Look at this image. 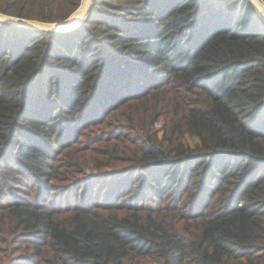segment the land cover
I'll return each mask as SVG.
<instances>
[{
    "label": "trees",
    "instance_id": "obj_1",
    "mask_svg": "<svg viewBox=\"0 0 264 264\" xmlns=\"http://www.w3.org/2000/svg\"><path fill=\"white\" fill-rule=\"evenodd\" d=\"M0 264H264L250 0H92L69 33L0 21Z\"/></svg>",
    "mask_w": 264,
    "mask_h": 264
},
{
    "label": "water",
    "instance_id": "obj_2",
    "mask_svg": "<svg viewBox=\"0 0 264 264\" xmlns=\"http://www.w3.org/2000/svg\"><path fill=\"white\" fill-rule=\"evenodd\" d=\"M92 0H82L80 7L66 20L47 23L35 20H27L4 15L0 13V21L15 24L17 26L52 33H69L78 29L85 18ZM257 13L264 21V2L262 0H250Z\"/></svg>",
    "mask_w": 264,
    "mask_h": 264
},
{
    "label": "rangeland",
    "instance_id": "obj_3",
    "mask_svg": "<svg viewBox=\"0 0 264 264\" xmlns=\"http://www.w3.org/2000/svg\"><path fill=\"white\" fill-rule=\"evenodd\" d=\"M78 186V185H77Z\"/></svg>",
    "mask_w": 264,
    "mask_h": 264
}]
</instances>
